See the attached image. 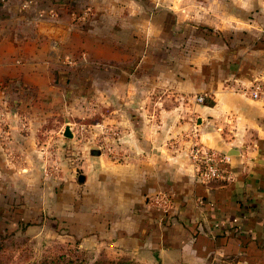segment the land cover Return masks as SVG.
Returning a JSON list of instances; mask_svg holds the SVG:
<instances>
[{"label":"crops","instance_id":"crops-1","mask_svg":"<svg viewBox=\"0 0 264 264\" xmlns=\"http://www.w3.org/2000/svg\"><path fill=\"white\" fill-rule=\"evenodd\" d=\"M256 80L264 0H0V230L31 220L141 264H264ZM65 110L107 150L50 135ZM193 131L233 181L196 178Z\"/></svg>","mask_w":264,"mask_h":264},{"label":"rangeland","instance_id":"rangeland-1","mask_svg":"<svg viewBox=\"0 0 264 264\" xmlns=\"http://www.w3.org/2000/svg\"><path fill=\"white\" fill-rule=\"evenodd\" d=\"M69 110V109H68ZM99 116V114H98ZM75 118L76 125H83V129H76V125L73 126V133L75 139L78 142H90L91 147L100 150H107L103 145L102 136L103 133L100 130H89L87 123H83L87 120L85 117L73 116L69 111L65 110L58 115V129L57 132H51L50 135L58 134V137L63 136V125H69L68 118ZM65 119H67L65 121ZM76 119H80L77 121ZM51 120V119H50ZM49 122V120L47 121ZM47 134L44 132V136ZM1 229V227H0ZM2 230V229H1ZM0 230V234H6ZM11 235H6L5 238H0V264H31L36 260L42 258L44 255L57 256L59 254L66 253L67 258L73 256L77 257V261L80 259L87 260L89 264H94L96 261H116L117 263L125 264H141L138 261L129 258L112 259L109 258L101 249L84 248L79 245V242L75 239L69 238L60 233L53 232L47 225H38L34 221H21V223H15L11 229Z\"/></svg>","mask_w":264,"mask_h":264},{"label":"built area","instance_id":"built-area-1","mask_svg":"<svg viewBox=\"0 0 264 264\" xmlns=\"http://www.w3.org/2000/svg\"><path fill=\"white\" fill-rule=\"evenodd\" d=\"M31 1L25 2L24 6ZM242 90V89H241ZM245 92V91H241ZM249 96L252 99H261L264 102V86L259 81H255L249 89ZM204 95L196 97V101L202 102ZM83 129V125H77L76 129ZM104 144V143H103ZM103 144L101 145L103 147ZM105 145V144H104ZM107 149V147H106ZM190 157L194 163L196 178L203 184L213 181L231 182L234 180L233 174L227 167L229 156L214 149L206 148L198 140L196 131L191 134V145L189 148ZM148 203L157 207L163 213L168 212L172 207V200L167 193L159 192L148 198Z\"/></svg>","mask_w":264,"mask_h":264},{"label":"trees","instance_id":"trees-1","mask_svg":"<svg viewBox=\"0 0 264 264\" xmlns=\"http://www.w3.org/2000/svg\"><path fill=\"white\" fill-rule=\"evenodd\" d=\"M6 234H0V238L3 239L6 235H11L13 230L5 231ZM77 261V257L73 256L71 258H67L66 253L59 254L57 256H48L44 255L42 258L36 260L31 264H89L87 260L80 259L79 262ZM94 264H125V263H117L116 261H96Z\"/></svg>","mask_w":264,"mask_h":264},{"label":"water","instance_id":"water-1","mask_svg":"<svg viewBox=\"0 0 264 264\" xmlns=\"http://www.w3.org/2000/svg\"><path fill=\"white\" fill-rule=\"evenodd\" d=\"M63 136L71 138L72 137V131L70 130L69 125H66L64 130H63Z\"/></svg>","mask_w":264,"mask_h":264}]
</instances>
